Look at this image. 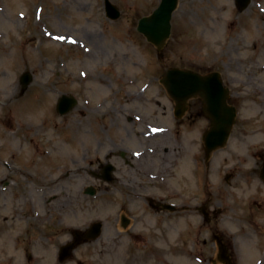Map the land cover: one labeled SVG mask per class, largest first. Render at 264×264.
<instances>
[{"label":"rangeland","instance_id":"obj_1","mask_svg":"<svg viewBox=\"0 0 264 264\" xmlns=\"http://www.w3.org/2000/svg\"><path fill=\"white\" fill-rule=\"evenodd\" d=\"M110 1L121 11L117 21L106 18L104 0H0V144L3 148L8 146V152L2 148L3 154L8 157L12 149L20 151L21 157L39 156L34 146L18 141L24 140V133L20 138L11 133L19 128L27 131L39 127L47 128L51 140L46 144L56 151L57 158L54 163L47 159L38 164L37 176L38 171L41 173L36 183L35 179H24L0 165V187L7 178L14 185L20 183L27 198L32 194L38 199V212L47 214L34 221L19 219L21 225L15 222L16 232L11 237L2 233L3 218L9 211L0 215V264H62L57 254L59 248L71 239L69 231L79 225L82 227L84 221H105L116 217L117 208L106 207L104 201L101 202L104 205L85 204V209L76 206L64 218L54 210L65 200L63 189H72L76 191L75 195H81V189L86 185L99 188L103 184L87 172L97 166L95 157L102 158V155L93 154L87 159L88 163L92 160L87 169L85 152L88 148L93 151L95 143L76 132L80 121H86L85 117L89 116L82 102L84 96L91 97L89 87L81 83L85 80L84 71L97 75L100 64L105 69L108 88L101 89L99 81L91 85L95 91L102 90L98 100L101 97L110 99L107 112L116 110L123 115L130 110H149L157 124L171 128L176 123L186 124L185 135L191 142L207 128L205 120L193 122L203 118L198 111L202 109V102L191 100L186 117L175 120L174 102L159 79L173 67L203 74L220 71L224 76L230 75L235 82L231 90L235 92L232 104L239 109L230 143L213 154L209 170L202 163L205 154L199 151L198 145L187 146L182 161L177 162H183L177 171L180 176L184 175L180 183L183 182L187 197H194L201 178L205 191L214 192L211 210L218 208L222 213L210 224L188 212L184 222L170 228L166 241L157 240L159 255L153 264H213V259L217 260V234L225 241L230 240L231 264H264V182L259 177L264 162V157L261 159L264 156V0H253L243 13L233 0H179L172 20V37L162 53L137 31L139 20L150 15L160 0ZM109 61L116 63L118 76L113 73L112 66L108 67ZM25 72H30L34 80L21 98L20 77ZM118 77L138 80L137 87L128 88L133 91L151 81L148 102L152 105L127 104L116 93L114 80ZM126 83L124 81L122 87ZM50 92L53 93L48 95ZM68 93L76 95L79 104L71 113L61 117L56 112L57 100ZM90 117L98 119V115L91 114ZM122 122L126 123L124 118ZM70 131L76 134L75 148L68 146ZM151 142L153 146H173L172 142L166 143L161 138ZM73 150L75 154L69 156ZM162 153L157 155L161 157ZM196 156H200V165L194 162ZM70 158L75 163L72 164ZM61 159H65L67 167L77 171L73 180L66 178L63 168L58 169L63 165ZM23 165L20 163V167ZM80 173L85 175L86 181ZM228 173L233 174L230 186L225 180ZM39 184L49 186L39 192L46 194L42 197L35 193ZM4 196L0 193V204H3ZM24 204V210L32 216L30 201ZM49 210L55 213L51 218L47 217ZM17 232H21V236ZM31 235L34 241L29 240ZM109 240V235L104 234L96 248L114 246V243H108ZM125 243L115 246L112 254L101 260L92 257L91 253L102 247L98 250L82 247L78 259L89 264H123L122 258L125 261L126 253L130 251L129 244ZM30 251L34 256L32 259L29 258Z\"/></svg>","mask_w":264,"mask_h":264},{"label":"flooded vegetation","instance_id":"obj_2","mask_svg":"<svg viewBox=\"0 0 264 264\" xmlns=\"http://www.w3.org/2000/svg\"><path fill=\"white\" fill-rule=\"evenodd\" d=\"M121 79L123 81L114 80L117 87L116 93L120 97H123L127 104L150 103L148 102L150 98L147 96L146 91L142 93L137 90H128V88L134 87L135 83L127 77H122ZM124 81L127 83L123 90L122 85ZM105 83L104 89L108 88L105 86ZM88 87L89 90H92L91 86ZM227 87L230 88V79L227 80ZM102 94L101 92L98 96L92 97L90 95L91 97H86L84 108L89 116L85 117L86 121H84V123L79 124L80 129L76 127V132L80 137L84 139L87 137L86 140L91 139L95 143V149L93 151L91 148H88L85 152L84 160L87 164L86 168L89 169L88 167L91 165L92 160L88 163L87 159L92 158L93 154H101L103 158L102 160L99 156L95 157L97 166L92 167L91 170L87 172H89L92 177L102 181L103 184H101V187H103L102 189L101 187L98 189L101 195L102 193L109 194L112 191L109 187L115 186L114 188L117 189V201L121 205L122 214L118 217L114 228L117 229L118 232H121L120 228L125 226L127 228L125 233L128 235L130 234L132 240L136 243L140 241L144 242L147 249V256L152 257L154 253L153 242L155 233H157V235L165 234L166 228L170 225L171 215H174L175 219H182L185 216V212L188 210L185 190L172 188L170 182L172 178L171 167L173 166V161L180 157V153L183 150L187 125L184 123H176V128L174 130H170L166 125H162L164 128H168V130L160 134V130L154 128V115L150 114L149 110H145L144 112L130 110L131 112L129 111L123 115L116 110L107 112L106 108L110 99L108 97H101L98 100ZM150 104L152 105V103ZM57 106L58 100L56 110ZM198 111L201 117L202 109ZM90 113L98 115V119L91 118ZM122 118H124L126 123L122 122ZM200 119L201 118H198L193 122L197 123ZM22 133H24L23 136ZM12 134L15 138H20L22 136L24 140L18 141L29 146H34L39 156L26 155L21 157L20 151L11 150L9 158L15 165H12V167L8 166L9 172L14 175H22L24 179H35V183L37 180L39 182V175L41 172L38 171L39 174L37 176V170H39L38 164L50 158L57 160V158L52 157V154L56 151H52L49 147L51 145L46 144V142L48 143V141L51 140L48 139L47 128L45 130L39 127H31L27 131H23L19 128L14 130ZM69 134L71 139L70 143L74 144L76 134L74 135L73 131H70ZM156 138H161L162 141L166 140V143L172 142L174 147H168L167 145L164 147L161 144L153 146L151 140ZM202 138L203 136L201 134V142ZM21 148L23 149L24 145ZM160 152H163L161 157L157 155ZM74 154L75 153H72L70 156ZM70 161L72 164L75 163L73 158H70ZM20 163L24 165L20 167ZM107 164H113L115 167L114 183L112 184H107L102 179L106 176L105 168ZM62 167L63 166H61V168ZM58 169H60V167H58ZM67 172V178L70 177L71 180H73L76 172ZM81 174L84 177L83 181H86L85 175L83 173H80V175ZM6 184L7 186L9 185L8 183ZM20 186V183H16V186L13 188L8 186L4 196L5 202L3 201L2 204L6 213L9 211L3 218L4 233L9 236L16 232L14 230V224L16 221L20 224L19 219L33 220L40 218L42 215H47L37 211L38 207L36 204L38 199L32 194L27 198L25 195L26 191L22 190ZM55 190L58 191L59 189L56 188ZM81 190V195H75L76 191H72V189H63L61 191L65 196V200L58 203L57 208L54 209L57 211L58 216L64 218L67 216L68 212L76 208V206L85 208L84 204L88 202L86 199L87 195L85 194V188ZM40 191H42V185L39 184L35 187V193L40 197L46 195H41L39 193ZM198 191H201V189ZM201 197L202 194L200 193L199 198L196 197L194 200L199 199L201 202ZM25 201H30L32 216H30L28 212L29 216H27L24 210L23 205H25ZM171 205H173V207ZM208 209L209 207L205 208L206 213L209 212ZM198 210L200 214H202V204ZM48 213L50 214H48L47 217L50 218L55 214L53 210H49ZM207 215L210 217L209 213H207ZM110 228L112 231L113 226ZM17 233L19 236L22 234L21 232ZM29 238L33 241V235L29 236ZM97 242L98 240H90L83 243L78 249L82 247H91V249L96 250L97 248L95 245ZM105 249L106 247H102L101 251L91 253L92 257L96 256V258H103L107 253L104 251Z\"/></svg>","mask_w":264,"mask_h":264},{"label":"water","instance_id":"obj_3","mask_svg":"<svg viewBox=\"0 0 264 264\" xmlns=\"http://www.w3.org/2000/svg\"><path fill=\"white\" fill-rule=\"evenodd\" d=\"M240 10H244L250 4L251 0H236ZM178 7V0H162L158 9L149 17L143 18L140 21L138 30L144 34L148 41L154 44L158 51H162L167 40L172 32V16ZM107 11L112 19H118L120 12L110 3L107 2ZM219 74L213 73L202 76L188 70L170 69L168 70L162 80L166 86L169 94L176 100L178 108L183 112L186 107V102L197 95L201 96L206 105V113L212 119V130L207 136L208 151L215 150L223 146L228 136L227 131L221 132L222 118L227 116L228 130L232 129L235 122L236 110L233 107L228 108L225 100L226 96L222 92V84L218 79ZM32 81V76L27 73L22 78L24 88H26ZM229 109L227 115H222L221 109ZM219 130V132H218ZM218 132V133H217ZM214 143V145H211ZM264 172V170H263ZM73 245H68L64 250L65 256L71 253ZM224 251V249H223Z\"/></svg>","mask_w":264,"mask_h":264}]
</instances>
